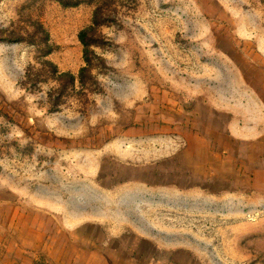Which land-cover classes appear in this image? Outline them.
I'll list each match as a JSON object with an SVG mask.
<instances>
[{
  "label": "rangeland",
  "instance_id": "1",
  "mask_svg": "<svg viewBox=\"0 0 264 264\" xmlns=\"http://www.w3.org/2000/svg\"><path fill=\"white\" fill-rule=\"evenodd\" d=\"M158 258L264 264V0H0V264Z\"/></svg>",
  "mask_w": 264,
  "mask_h": 264
},
{
  "label": "crops",
  "instance_id": "2",
  "mask_svg": "<svg viewBox=\"0 0 264 264\" xmlns=\"http://www.w3.org/2000/svg\"><path fill=\"white\" fill-rule=\"evenodd\" d=\"M114 227L117 228L118 227V223L116 225H114L112 228H114ZM111 232L114 233V234H117L118 231L116 229L115 231H111ZM123 244H125V243L121 242V245H123ZM173 250H175V249H173ZM180 254H184L186 256L188 255L187 251H184L183 249H180ZM134 259H135V257H134ZM187 259H188V257H187ZM148 264H167V263H164V261H162L160 258H158V259H156V260H154V261H152V262H150ZM171 264H184V263H180L179 261H177L176 263H171Z\"/></svg>",
  "mask_w": 264,
  "mask_h": 264
},
{
  "label": "trees",
  "instance_id": "3",
  "mask_svg": "<svg viewBox=\"0 0 264 264\" xmlns=\"http://www.w3.org/2000/svg\"><path fill=\"white\" fill-rule=\"evenodd\" d=\"M84 36H85V33L82 34V37H84Z\"/></svg>",
  "mask_w": 264,
  "mask_h": 264
}]
</instances>
